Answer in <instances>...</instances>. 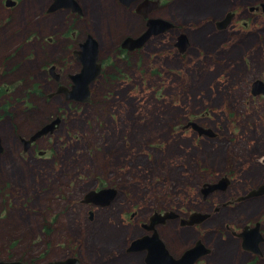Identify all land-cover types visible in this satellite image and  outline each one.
<instances>
[{
  "label": "rangeland",
  "instance_id": "1",
  "mask_svg": "<svg viewBox=\"0 0 264 264\" xmlns=\"http://www.w3.org/2000/svg\"><path fill=\"white\" fill-rule=\"evenodd\" d=\"M19 1L10 24L30 17L43 36L39 45L30 41L26 51L37 46V57L28 55L15 79L0 76V260L144 264L125 249L143 233L142 221L168 208L211 216L194 227L159 226L174 255L202 240L212 252L197 264H264V243L263 256L255 255L233 234L256 222L264 231V195L245 198L264 184V94H252L264 81V13L250 12L264 0H169L159 15L175 29L136 54L121 48L147 28L136 4L79 0L85 14L78 15L49 12L53 0ZM229 11H237L232 24L217 29ZM181 33L190 41L184 52L176 46ZM88 34L107 73L93 83L89 103L67 100L49 68L57 65L65 80L79 70L74 50ZM57 117L60 128L24 152L17 131L29 135ZM190 121L216 136L186 128ZM226 177L228 189L205 199V184ZM107 187L120 192L109 206L84 201Z\"/></svg>",
  "mask_w": 264,
  "mask_h": 264
},
{
  "label": "water",
  "instance_id": "2",
  "mask_svg": "<svg viewBox=\"0 0 264 264\" xmlns=\"http://www.w3.org/2000/svg\"><path fill=\"white\" fill-rule=\"evenodd\" d=\"M127 5H131L134 2L140 0H121ZM10 4H13L9 2ZM159 7V3L152 0H143L140 4L137 11L143 14L145 17H148L152 10ZM61 8H71L75 12H81L82 7L77 0H54V3L51 5L49 11L53 12ZM254 8L262 9L264 11V2H262L258 7H251V10ZM235 17L234 12L227 13L222 19L216 22V26L219 30L227 29L233 22ZM147 30L138 37L128 36L122 43V47L134 51L137 49L143 48L146 43L153 37L160 34H163L170 29L174 28L175 25L172 21L164 18H148ZM177 47L180 48L182 52L186 51L189 48L190 41L188 34L181 33L178 36ZM81 49L76 51L78 60L82 62L81 71L72 76L73 85L69 88H61L60 91L64 92L67 96V99L81 101L83 103H89L91 101V90L90 85L94 82L103 71L102 64L99 60V42L98 40L90 34L86 41L81 43ZM50 72L56 78L59 77V74L56 72V66L50 68ZM253 94L260 95L264 94V82L260 79L256 80L253 83ZM61 123V118L54 119L51 123L46 124L39 130H37L29 140L24 138L26 143H32L39 138H42L45 135L53 133L59 124ZM192 126L195 130L199 132L200 135H209L214 136L215 133L212 129L205 128L201 126L196 121L189 122L185 127ZM4 144L0 134V155L4 151ZM28 148V147H26ZM222 183V184H221ZM229 181L224 178L216 184H205L203 193L205 196L211 192L217 190L219 187H228ZM221 184V185H220ZM227 185V186H226ZM225 188V189H226ZM117 189L114 187H107L100 189L99 191H90L85 195L84 201L94 203L96 205L108 206L116 198ZM264 195V184L261 185L258 189L253 190L248 194V197ZM197 215V216H196ZM195 216L197 220L200 219V222H203L205 218H208L209 214L201 215L197 213ZM179 214L176 211L165 212L161 214L160 212L154 213L151 216V227H148V230L152 232L151 234H142L134 238L129 245V251H146V264H196V262L206 255L208 249L205 247V243L202 240L197 241V243L187 249L180 258L174 257L170 254L169 250L166 248L164 241L161 239L158 230L156 229V224L165 222L168 219L177 218ZM193 216L192 220H182V225H192L195 220ZM199 222V223H200ZM260 223H257L255 227L250 228L246 226L242 237L244 238V248L253 251L254 253H260V245L264 241V237L260 232ZM154 228V231H153ZM0 264H25L21 261H1ZM46 264H80L78 258H70L67 261H51Z\"/></svg>",
  "mask_w": 264,
  "mask_h": 264
},
{
  "label": "flooded vegetation",
  "instance_id": "3",
  "mask_svg": "<svg viewBox=\"0 0 264 264\" xmlns=\"http://www.w3.org/2000/svg\"><path fill=\"white\" fill-rule=\"evenodd\" d=\"M79 1V0H78ZM152 1H155V2H158L159 3V7L158 8H156V9H154V10H152V12H150V14H149V16H148V18L149 17H159V18H166V17H161L159 14V12H160V10H166V4L167 3H169L170 1L169 0H152ZM9 2H11V3H13V4H10ZM117 2L119 3V5L120 6H124V7H131L133 4H131V5H127V4H125V3H123L121 0H117ZM143 2V0H140V1H138L136 4V13L138 14V15H140V16H143L144 17V15L143 14H141V13H139L138 11H137V9L139 8V6H140V4ZM79 3H80V5H81V7H82V11L81 12H75V11H73L72 9H69V8H62V9H68V10H70L72 13H74V14H78V15H84L85 14V10H84V7H83V5H82V3L79 1ZM261 3V2H260ZM259 3V4H260ZM21 4V2L19 1V0H0V13L2 14V15H0V32H2V34H0V41H2L3 40V37H4V39H5V42H4V44H2V43H0V46H3V50H2V52H1V54H0V76H2L4 79H5V81L6 82H10L11 80H13V79H15V76H16V74L18 73V71H19V69H20V67L22 68L23 67V65H24V61L27 59V57H28V55H30V54H32V56H31V58H35V57H37V54H36V51L38 50V48H37V46H36V49L34 48V49H32L31 48V52H27L26 50H27V47H28V45L30 44V41H32L33 43H32V45H34V42H35V40H38V45H39V43H40V41L42 40V32H39V29L40 28H38L37 30H34L33 29V26H32V24H31V21H29V18L30 17H23V18H21V23L18 25V27L16 28V29H14V25H11L10 23L12 22V19H14V15L12 14V12H13V10L15 9V8H18L19 7V5ZM259 4L258 5H252V6H250V12L251 13H254V14H260L261 12H262V9L260 8V9H258V8H254V10H251V7H258L259 6ZM232 12H234L235 13V17H236V13H237V11H232ZM153 13H155V15H153ZM21 16H23V13H22V15ZM32 16V15H31ZM43 18L45 17V14L42 16ZM235 17H234V19H235ZM167 19V18H166ZM34 21H36V20H34ZM34 21H32L33 22V24H35L34 23ZM25 22V23H24ZM27 22H28V25H26L27 24ZM20 26V27H19ZM215 26H216V22H215ZM217 27V26H216ZM30 28V30H31V34H30V36H26V37H24L23 36V34H24V32L25 31H27L28 29ZM229 28V27H228ZM173 29H175V27L173 28ZM218 29V28H217ZM226 30V29H225ZM12 33H14V35L12 34ZM15 35H17V39H16V41H13V38L15 37ZM90 34H88L87 35V37L89 36ZM87 39V38H86ZM85 39V40H86ZM13 41V42H15V43H13L12 44V49L11 50H7V47L9 46V44H8V42L9 41ZM51 40V39H50ZM81 43H83V42H81ZM81 43L79 44V49H76V50H74V55H75V57H76V59H77V61L80 63L79 64V70H77L74 74H76V73H79L80 71H81V69H82V62L80 61V60H78V58H77V55H76V51H78V50H80L81 49V47H80V45H81ZM122 44V43H121ZM31 45V46H32ZM99 48H100V45H99ZM121 48H122V46H121ZM123 49V48H122ZM7 50V51H6ZM140 50H142V49H138V50H135V51H128V50H125V49H123V51H125L126 53L127 52H129V54H132V53H134V54H136V53H138ZM30 58V59H31ZM16 59L18 60V61H16ZM31 60H29V62H30ZM99 62H101L100 61V52H99ZM102 63V62H101ZM53 65H55V64H53ZM53 65H51L50 66V68L53 66ZM56 66V72L59 74V77L58 78H56L55 76H53L52 75V73L50 72V68H49V73H50V75L54 78V80L56 81V83H57V91H56V93L57 94H64V96H65V98L67 99V96H66V94L64 93V92H62V91H60V89L61 88H71L72 87V85H73V79H72V76L74 75V74H69L68 75V78H67V80H65V75L62 73V70H60V69H57V65H55ZM17 68V69H16ZM103 68H104V65H103ZM106 73H107V71L105 70V68H104V70L102 71V73H101V75L95 80V81H97L99 78H101L102 76H104V75H106ZM3 78H1L0 79V81H4V79ZM65 80V81H64ZM94 81V82H95ZM94 82H92L91 83V85H90V89L92 90V85H93V83ZM10 87V86H9ZM11 90H12V88H11ZM55 93H51L50 95H49V97H52L53 95H54ZM67 100H69V99H67ZM71 100H73V99H71ZM73 101H76V100H73ZM13 102V101H12ZM78 102V101H77ZM14 105V104H13ZM1 117H2V113H0V120H1ZM52 121V120H51ZM50 122V121H49ZM61 123H62V120H61ZM61 123L59 124V126L57 127V129L55 130V131H57L59 128H60V126H61ZM45 125V124H44ZM36 131V130H35ZM34 133V131L32 132V133H30L29 135H22V134H20V132L19 131H17V137H18V139L20 140V142L22 143V145H23V150H24V152H28V151H31L34 147H36V145L38 144V141H36V142H33V143H26L23 139L24 138H30L31 136H32V134ZM2 141H3V143L5 142V139L2 137ZM5 145V144H4ZM26 147H28V148H26ZM42 153V152H41ZM229 182H231V179H230V181ZM222 184V183H221ZM220 184V185H221ZM230 183H228L227 185H229ZM226 185V186H227ZM229 187V186H228ZM228 187L226 188V187H219L217 190H215V191H213L212 193H214V192H216V191H218V190H223V191H225V190H227L228 189ZM226 188V189H225ZM203 191V190H202ZM119 194V193H118ZM209 195V194H208ZM207 195V196H208ZM207 196H205V199H207ZM244 198V197H243ZM245 198H250V197H245ZM170 210H174V209H168V208H165V209H163V210H155L154 212H156V211H160L161 212V214H165V212H169ZM153 212V213H154ZM171 212V211H170ZM197 213H199V214H201V215H204L205 214V212H200V211H193L192 213H191V215H190V217H189V215H186V216H188V217H186V219L189 221V220H192L193 219V216H195ZM137 215H138V212H133V213H131V218L132 219H135L136 217H137ZM197 216V215H196ZM196 216H195V220H194V222L192 223V225H193V227L194 226H196V225H198V224H200L199 222H200V219L199 220H197V218H196ZM211 217V216H210ZM209 217V218H210ZM182 218H183V216H181L180 215V217H178L177 219H168V220H166L165 222H163V223H160V224H156V229L158 230V232H159V226H161V225H166L167 223H170V221H172V220H179L180 222H181V220H182ZM208 218V219H209ZM207 218H205L204 220H206ZM150 220H151V216L149 217V218H147L145 221H142L141 223H140V225H141V228H142V230H143V233L142 234H144V233H146V234H151L152 232H150L149 230H148V227L150 226L151 227V222H150ZM261 228V227H260ZM245 230V229H244ZM244 230L243 231H241L240 233H238V232H236V231H233V234L234 235H236V236H239L240 238H238L240 241H242V247L244 248V238L242 237V233L244 232ZM153 231H154V228H153ZM261 232H262V234H263V237H264V231L261 229ZM159 234H160V232H159ZM160 236H161V234H160ZM161 238L164 240V238L161 236ZM164 242L166 243V241L164 240ZM204 243V242H203ZM264 243V241L261 243V246H262V244ZM166 245L168 246V244L166 243ZM129 247V246H128ZM128 247L125 249V252L127 253L126 254V256H128V255H138V254H140V255H143V261H144V264H146V262H145V258H146V251H128ZM207 249H208V252L206 253V255L205 256H203V257H207L208 255H210V253L212 252V250H211V248L209 247V246H205ZM169 248V247H168ZM172 253V252H171ZM253 253V252H252ZM173 254V253H172ZM174 255V254H173ZM255 255H259V256H263V251H262V247H260V253H255ZM175 256V255H174ZM175 257H178V255H176ZM202 257V258H203ZM77 258V257H76ZM202 258H200L197 262H196V264L202 259ZM79 259V258H78ZM80 260V259H79ZM80 263H82L81 261H80ZM82 264H85V263H82Z\"/></svg>",
  "mask_w": 264,
  "mask_h": 264
},
{
  "label": "bare ground",
  "instance_id": "4",
  "mask_svg": "<svg viewBox=\"0 0 264 264\" xmlns=\"http://www.w3.org/2000/svg\"><path fill=\"white\" fill-rule=\"evenodd\" d=\"M20 27V26H19ZM8 48V47H7ZM36 49V48H35ZM30 58V57H29ZM17 69V68H16ZM209 136V135H208Z\"/></svg>",
  "mask_w": 264,
  "mask_h": 264
}]
</instances>
